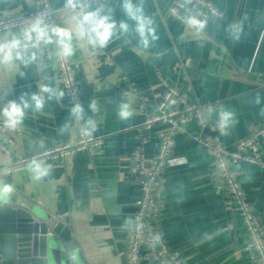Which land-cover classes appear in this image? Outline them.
Listing matches in <instances>:
<instances>
[{"label":"crops","instance_id":"crops-1","mask_svg":"<svg viewBox=\"0 0 264 264\" xmlns=\"http://www.w3.org/2000/svg\"><path fill=\"white\" fill-rule=\"evenodd\" d=\"M172 1L143 0L144 13L152 19L158 37L150 39L147 48L130 33L100 49L98 59L79 36L75 19L79 8L69 7L67 0H48L52 26L69 31L73 37L70 59L83 119L70 113L72 106L65 95L49 100L47 93L42 112L27 109L23 123L16 127L18 133H12L0 118V144L9 151L7 155L0 150V171L18 157L73 144L77 130L84 129L87 120L95 125L91 135L101 139L102 147L93 159L82 153L46 162L52 171L41 180L33 179L30 167L0 179L50 217L68 218L86 264H121L133 208L141 198L138 182L130 175V155L143 145V162L150 164L159 134L170 131L167 126L142 129L161 100V81L174 88L190 107L217 105L219 110L232 111L234 118L223 138L228 148L264 123V0H205L219 16L202 20L200 30L184 27L169 16ZM81 2L111 10L118 22L126 19L122 0ZM32 8L33 0H0V19L25 17ZM19 34L7 32L2 35L3 42ZM58 51L55 44H40L24 54L26 58L35 54L28 64L15 59L0 62V107L22 92H38L41 84L63 91L56 67L47 59L48 54L54 56ZM93 101L95 110L89 107ZM122 102L133 112L128 120L117 118ZM178 105L171 101L173 108ZM217 119L218 113L205 116L207 122ZM65 122L69 127L61 134ZM203 136L196 122L174 136L170 164L163 172L157 230L167 248L185 264H250L243 254L247 238L241 222L214 189L208 178L209 159L194 142ZM261 149L264 155L263 145ZM234 174L264 228V169L241 164Z\"/></svg>","mask_w":264,"mask_h":264},{"label":"built area","instance_id":"built-area-1","mask_svg":"<svg viewBox=\"0 0 264 264\" xmlns=\"http://www.w3.org/2000/svg\"><path fill=\"white\" fill-rule=\"evenodd\" d=\"M167 12L175 22L184 27L189 26L185 23L189 16H195L199 20L219 16L214 6L205 0H173ZM52 15L48 0H33V8L27 16L0 19V43H3V34L11 31L21 34L36 19H41L44 24L52 25ZM32 48L30 45L28 50ZM100 51V49H92V55L99 59ZM58 52L54 56L48 54L47 59L53 61L63 93L73 106L79 103L80 92L72 70V61L70 57L64 58ZM184 66L187 67V63ZM161 84L164 92L156 112L145 120L142 129L148 131L154 126H167L170 131L159 134L157 150L150 164L146 165L143 162L145 150L143 145L137 146L130 155L132 163L130 175L138 182L141 198L133 208L132 223L127 233L121 264H185L176 253L167 248L157 230V223L162 188L165 184L163 172L170 164L174 136L192 122H196L203 132L208 130L211 134L197 137L194 142L202 148L209 159L208 178L214 189L241 222L247 238L243 254L250 264H264V228L259 215L251 209L246 193L236 182L234 174V170L241 164L256 167L259 170L264 169V155L260 146V143L264 146V123L256 132L236 141L233 147L228 148L223 143L225 134H221L217 127L219 119L213 122L205 120V116L219 112L217 105L190 107L186 99L174 88L164 81H161ZM126 97L130 99L132 94L128 92ZM172 100L179 104L178 108L171 106ZM10 130L12 133H18L16 128H10ZM83 132L82 128L77 130L75 141L71 145H60L52 150L18 157L0 171V179L25 172L33 160L51 162L82 153L93 159L101 149L102 141L92 135L85 136ZM5 140L6 144L11 145L9 138ZM0 150L9 154L2 144H0Z\"/></svg>","mask_w":264,"mask_h":264},{"label":"clouds","instance_id":"clouds-1","mask_svg":"<svg viewBox=\"0 0 264 264\" xmlns=\"http://www.w3.org/2000/svg\"><path fill=\"white\" fill-rule=\"evenodd\" d=\"M67 4L73 9L79 8V12L75 17L79 36L85 39L93 49H103L114 38L119 39L121 36L130 33H134L138 37L139 44L144 48L149 46L150 39L153 41L158 39L155 29L152 27V19L144 13L143 0H122L121 8L126 19L119 22L114 18L111 10L105 11L100 7L91 8L88 3L81 2V0H67ZM129 21L132 22L131 25ZM185 23L197 30L204 27V21L197 19L195 16L187 17ZM72 39V34L69 31L58 26L44 24L41 19H36L21 34L13 35L10 40L0 43V62L7 63L15 59L28 64L35 59V54L32 53L27 58L24 54L30 45L35 48L40 44H55L59 49L58 54L68 58L74 54ZM21 76H23V73H21ZM44 93L48 94L47 99L49 100L53 97L62 98L64 96L63 91L58 92L48 84L39 85L38 92H22L18 98L9 100L3 107H0V118H2L3 124L8 128L15 129L23 123L27 109L31 108L34 112H42L46 104ZM256 102L259 103L258 97ZM89 107L95 110V101ZM70 113L83 119L84 109L81 104L76 103L71 107ZM116 115L120 120H128L132 117L133 112L128 103L122 102ZM218 115L217 127L220 129L221 134H226L224 130L233 121L234 113L221 107ZM68 127V123L65 122L60 128V133L66 132ZM94 130L95 125L92 121H85L83 134L90 136ZM30 168L35 180H41L49 176L52 171V165L42 160L31 161ZM11 192V185H0V194H10Z\"/></svg>","mask_w":264,"mask_h":264},{"label":"water","instance_id":"water-1","mask_svg":"<svg viewBox=\"0 0 264 264\" xmlns=\"http://www.w3.org/2000/svg\"><path fill=\"white\" fill-rule=\"evenodd\" d=\"M0 264L86 262L68 218L56 220L12 191L0 194Z\"/></svg>","mask_w":264,"mask_h":264}]
</instances>
